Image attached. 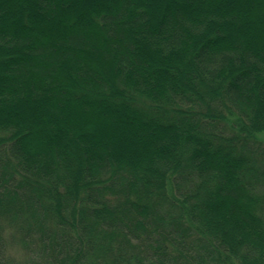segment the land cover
I'll use <instances>...</instances> for the list:
<instances>
[{"label":"trees","instance_id":"16d2710c","mask_svg":"<svg viewBox=\"0 0 264 264\" xmlns=\"http://www.w3.org/2000/svg\"><path fill=\"white\" fill-rule=\"evenodd\" d=\"M0 264H264V0H0Z\"/></svg>","mask_w":264,"mask_h":264},{"label":"rangeland","instance_id":"374dc122","mask_svg":"<svg viewBox=\"0 0 264 264\" xmlns=\"http://www.w3.org/2000/svg\"><path fill=\"white\" fill-rule=\"evenodd\" d=\"M10 252H11V256L14 257L15 259L19 260L20 259V251L18 249L17 246H12L10 247Z\"/></svg>","mask_w":264,"mask_h":264}]
</instances>
